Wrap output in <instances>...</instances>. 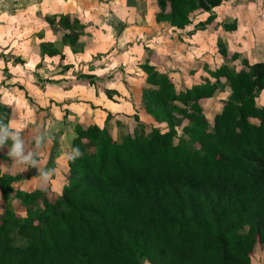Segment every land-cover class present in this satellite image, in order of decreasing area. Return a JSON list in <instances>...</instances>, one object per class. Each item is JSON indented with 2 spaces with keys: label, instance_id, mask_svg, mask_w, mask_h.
<instances>
[{
  "label": "trees",
  "instance_id": "obj_1",
  "mask_svg": "<svg viewBox=\"0 0 264 264\" xmlns=\"http://www.w3.org/2000/svg\"><path fill=\"white\" fill-rule=\"evenodd\" d=\"M155 1L157 24L177 30L191 24L193 12L211 13L221 5ZM45 20L63 34L64 45L81 49L84 27L77 19ZM213 20L211 14L195 30ZM223 28L235 30L236 24ZM218 53L225 64L205 71L213 82L183 92L145 60L143 109L166 132L150 128L114 140L105 128L78 125L71 153L79 149L80 155L67 162L60 196L14 191L17 177L0 173V264H253L256 249L264 252V106L256 105L264 63L242 59L237 71L229 64L238 56L228 55L220 41ZM57 55L52 45L40 46L41 57ZM78 79L87 80L78 85L95 87L92 76ZM222 85L229 96L210 123L200 102ZM102 92L112 101L119 96ZM11 116L0 104V124L9 129ZM134 121L140 124L136 116ZM11 143L0 146L3 163L11 160ZM9 199L23 209V218L8 207Z\"/></svg>",
  "mask_w": 264,
  "mask_h": 264
},
{
  "label": "crops",
  "instance_id": "obj_2",
  "mask_svg": "<svg viewBox=\"0 0 264 264\" xmlns=\"http://www.w3.org/2000/svg\"><path fill=\"white\" fill-rule=\"evenodd\" d=\"M12 1L21 0H0V9L9 7ZM36 5L35 10L41 12V22L38 16L25 17L10 12L0 14V22L4 24L0 25V63L3 64L0 65V104L12 111L8 126L23 142V156L31 153V160L35 159L33 171L29 170L31 160L11 157L10 162L3 163L0 159V173L18 179L12 184L14 191H41L39 187L31 188L42 180L38 178L41 171L51 170L47 196H60L68 174V161L64 159V154H70L69 145L76 137V127L105 128L112 137L113 127L119 123L117 120L130 115L128 111L120 113L122 105L114 101V96L113 101L109 100L94 87L78 85L77 82L72 83L71 88L67 83L59 86V82L76 81L80 77L71 78L68 75L81 62L89 64L93 62L92 57L111 55L110 62H115L117 65L113 67L119 71L115 75H120L119 80L115 81L117 77L111 80L114 85L123 86L126 79L135 80L129 72H137L134 74L138 76L136 79L145 84L146 76L140 66L147 60L158 73L170 79L175 89L187 83L190 85L186 89H189L202 84V80L213 82L205 71L225 64L218 53L219 41L228 55L238 56L234 64L230 63L232 65L241 68L242 59L250 65L264 63V0H221V5L211 13L193 12L189 16L191 24L184 30L170 28L164 23L157 24L156 16L160 11L155 0H39ZM211 14L214 15L213 22L204 30H195ZM60 15L75 18L84 27L85 36L79 38L82 44L80 50L77 48L73 52L64 45L63 34L51 28L45 20ZM19 20H37V23L43 24L42 29L31 34L33 42H19L17 49V45H10L12 42L5 35V25L8 27V24L10 26ZM233 23L236 24L235 30H224L223 26ZM42 44L52 45L59 55L41 57ZM7 54L16 56L17 62L8 65ZM123 61L137 63L133 66L135 70H122L120 62ZM124 70L126 76H123ZM98 71L82 74L108 83L106 73L97 75ZM116 92L121 96L119 91ZM257 100H262L263 107L264 91ZM131 109L134 112L132 106ZM0 204H3L1 193Z\"/></svg>",
  "mask_w": 264,
  "mask_h": 264
},
{
  "label": "rangeland",
  "instance_id": "obj_3",
  "mask_svg": "<svg viewBox=\"0 0 264 264\" xmlns=\"http://www.w3.org/2000/svg\"><path fill=\"white\" fill-rule=\"evenodd\" d=\"M36 1L38 2L39 0H25L24 2H23V0L16 1V2L12 1V4L9 7L0 9V14L2 13L3 15H5V14H10V13H12V14L18 13L19 15H24L25 17L31 15L32 17L34 16L36 18L38 16V18H39L38 21L41 22L40 21V19L42 18L41 12H37L38 9L35 10V8H37V5L35 6ZM21 3H23V4H21ZM42 24L43 23H37V20H33V21L19 20L18 22H12L10 24V26L8 24L9 28L7 27V25H5L6 26L5 35L7 38H9V42H12L10 45H12L13 47L17 45V49H19V46H18L19 42L24 43V42H28L29 40H31L33 42V38H31V34H33L35 31H39V29H42L41 28ZM0 25H4V24H2V22H0ZM152 29H153V31L156 30L154 27ZM167 35H169V34H167ZM15 50L16 49H14L13 51H15ZM114 56H117V55H114ZM15 57L16 56H13L11 54H7V58L9 59L7 61L9 63L8 65L15 64L17 62ZM107 57H108L107 55L102 54V55H97L95 58L92 57V60H93L92 63L89 62V64H83L81 62V64L78 65V68L76 70H73L70 73L71 75H68V77L77 78L78 76H83L84 74H82V73H88V72H91L92 70H94V71L101 70V71L97 72V75L102 74V73H106L105 77H107L108 83H104L101 80H94L95 90L97 92L98 91L102 92L106 89H109V90L119 91L121 93V96L120 95L118 97L114 96V101L121 103L120 105H122V107L120 108V111H121L120 113L125 114L126 111H128L130 113V115L128 117L124 116L123 118H120L119 120H117V121H119V123L113 127L112 138L113 139H119L120 137L125 135L127 132H131V133H135V134H139L140 131H142V130L149 132L150 128L158 129L162 133L166 132V126L164 124L156 123L153 118L148 117L149 115H146V113L144 112L143 102H142V93L145 89L148 88V86L146 84V80H145V84H143L142 82H140L141 81L140 79H138V80L136 79L138 77V76H135L136 74H138L137 72H134V73L129 72V73H131L130 75L134 76L135 80L131 81V80L126 79L125 82H127V83L123 82V86L122 85H114V83L111 79H113L114 77H117L115 79V81L119 80L120 75H115L116 73H119V71L117 70V68L113 67V66H116L117 64H115V62L114 63L110 62V59L112 58V56L110 55L108 58ZM86 59H88V58H86ZM120 63H122L121 64L122 70L124 68H125V70H127L129 68L128 71H134L135 69L133 68V66H135V65L137 66V63L136 64H129V63H125V61L120 62ZM0 65H3V64L0 63ZM86 65H87V67H85ZM229 66L235 68L237 71L239 70L238 66H235L232 64H229ZM125 70L122 72L123 76H126ZM214 70H216V68L215 69L213 68V70H211V71H214ZM4 71H7V70L4 69ZM64 81L59 82L60 83L59 86H62L63 84L66 85V83L68 84V86H69V84L75 83V82L86 83L87 80L84 81V79L83 80L76 79V81L75 80L70 81L71 83L69 81L68 82H64ZM121 81H123V80H121ZM204 81L205 80H202V82H204ZM111 83H113V84H111ZM108 84H110V85H108ZM185 85L177 87L176 90L177 91H180L181 89L185 90L190 84L187 83ZM2 86H3V84H2ZM228 96H229V90L224 85H222L219 87V90L216 92L215 96L212 99L201 101L200 105H201V107L203 109V113H204L205 117H207L208 121L212 122L213 117L220 114V112L224 106V102L226 101ZM123 99H124V101H121ZM256 103H257L256 105L258 107H261L262 100L261 101L257 100ZM131 106L133 107L134 112L132 111ZM138 109L141 110V112H139ZM134 116L138 117L140 124L136 123L134 121ZM177 133H178V137H181V133L179 130ZM69 152L71 154V144L69 145ZM32 165H33V162L31 164V166ZM33 169H34L33 167L29 168V170H31V171H33ZM38 178L41 179L40 175L38 176ZM34 186L31 189L39 187V188H41V190L43 192L46 193V195L48 194L47 193V191H48L47 182L41 180V181H38V184H36V185L34 184ZM8 207L10 209H12L16 213V215H18L22 218L24 217L23 209L13 199H9ZM3 209H4L3 204H0V214L2 213L1 211H3ZM15 241H16V243H18L20 241V239L16 238ZM251 262L253 264H264V252L260 249H256L254 254L251 256ZM139 264H148V262L145 259H140Z\"/></svg>",
  "mask_w": 264,
  "mask_h": 264
},
{
  "label": "clouds",
  "instance_id": "obj_4",
  "mask_svg": "<svg viewBox=\"0 0 264 264\" xmlns=\"http://www.w3.org/2000/svg\"><path fill=\"white\" fill-rule=\"evenodd\" d=\"M12 141L11 150L8 153L10 157L22 158L24 161L31 160V153L28 156H23V142L15 131H10L6 125L0 124V146H3L6 141ZM80 155L79 149H73L71 154H64V159L67 161H74ZM35 166V162L33 165ZM52 175V171H41L40 178L48 182Z\"/></svg>",
  "mask_w": 264,
  "mask_h": 264
}]
</instances>
